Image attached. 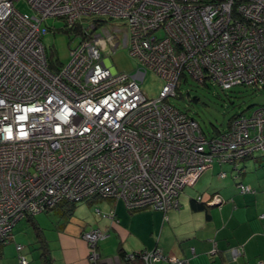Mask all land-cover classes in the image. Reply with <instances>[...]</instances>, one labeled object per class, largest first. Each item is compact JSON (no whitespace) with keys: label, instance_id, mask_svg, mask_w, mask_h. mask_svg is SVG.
I'll list each match as a JSON object with an SVG mask.
<instances>
[{"label":"built area","instance_id":"obj_1","mask_svg":"<svg viewBox=\"0 0 264 264\" xmlns=\"http://www.w3.org/2000/svg\"><path fill=\"white\" fill-rule=\"evenodd\" d=\"M25 1L34 15L0 0V242L24 217L61 202L106 198L166 213L213 163L236 167L264 150V106L207 137L168 101L187 75L224 90L264 86V0ZM49 17L80 36L56 72L42 42ZM101 19L125 24L122 42L118 26ZM120 44L138 63L133 72L109 63ZM148 72L163 81L154 99L140 87ZM196 201L223 203L218 194ZM105 236L96 228L83 233L90 261L119 264L101 260L96 246ZM229 253L233 260L241 254ZM138 255L144 264H189L158 248Z\"/></svg>","mask_w":264,"mask_h":264},{"label":"crops","instance_id":"obj_2","mask_svg":"<svg viewBox=\"0 0 264 264\" xmlns=\"http://www.w3.org/2000/svg\"><path fill=\"white\" fill-rule=\"evenodd\" d=\"M213 165L193 186L180 191L179 207L166 213L153 209L130 211L120 200L100 198L94 199L99 200L98 205L94 200L90 201L93 205H88L95 207L100 216L96 227L75 230L61 224L56 229L51 226L49 231L52 233H45L43 220H38L37 214L32 217V222L26 218L19 222L27 221L32 230L34 243L40 250V264L42 253L46 254L50 264H92L82 235L93 228L106 235L96 246L104 262L115 260L120 251L130 254L158 248L162 254L187 259L189 264H264V222L260 218L264 213V150L241 159L236 167L230 164L231 177L234 175L232 179L236 180H223L229 174L222 170L224 164ZM220 172L225 176L221 177ZM237 182L250 187V191L241 192ZM214 194L222 198L220 206L196 201L197 196L208 198ZM193 201L203 207H193ZM63 205L52 209L58 219H66L72 214ZM110 211H113V217L108 216ZM214 246L215 252L212 253ZM231 248L240 251L237 260L230 256ZM157 264L172 263L161 261Z\"/></svg>","mask_w":264,"mask_h":264},{"label":"rangeland","instance_id":"obj_3","mask_svg":"<svg viewBox=\"0 0 264 264\" xmlns=\"http://www.w3.org/2000/svg\"><path fill=\"white\" fill-rule=\"evenodd\" d=\"M14 5L21 13L34 15L36 12L25 0H14ZM101 20L103 21L102 25L109 29L118 26L120 30L114 34L117 37L116 40L122 42L125 24L121 20L115 22H109L105 19ZM42 26L50 28L42 37L50 63L53 65H65L69 61V48L74 47L80 40V36L76 34L77 29L72 31L70 30L71 28L66 26L64 19L52 17L47 18L42 23ZM109 63L115 70L125 72H133L138 67L135 58L129 54L128 48L122 46V44L114 53H110ZM162 85L163 81L152 72H148L143 82L140 83V87L148 99L156 98ZM176 92V96L169 98V103L192 117L207 137L213 136L216 129L221 131L226 129L229 121L234 116L242 113L250 114L257 107L264 105V90H253L243 86H234L224 90L208 81L204 84L198 83L190 75H187V79L184 77L180 78ZM215 167L218 168L216 165ZM230 169V164L222 165V170L229 173L228 177L223 180H236L232 179L234 175L231 177ZM94 201V204L98 205L99 200ZM102 201L100 200V202ZM92 203L90 201L70 203L72 214L66 218L67 220L58 219L53 210H49L48 213L37 214V219L43 220V225L46 228L45 233H52L51 230L49 231L50 227L53 226L56 229V226L61 224L68 226V229L75 228V230L77 228L82 230L84 227H96L100 216L96 214L95 207H88V205H93ZM63 206L66 207L65 204ZM26 222L22 220L14 225L10 237L4 243L0 264H19L20 256H24L29 263L40 264L38 258L40 253L39 246L34 243L32 230L30 231V227ZM98 243L100 244L101 240ZM16 244L22 245V249L18 252L15 249Z\"/></svg>","mask_w":264,"mask_h":264},{"label":"trees","instance_id":"obj_4","mask_svg":"<svg viewBox=\"0 0 264 264\" xmlns=\"http://www.w3.org/2000/svg\"><path fill=\"white\" fill-rule=\"evenodd\" d=\"M73 29V28H72ZM72 29H70V30H72ZM77 30H78V28H76ZM73 31V30H72ZM45 51H46V56H47V64H48V67H49V69L50 70H52V71H58L59 69H60V67H62L63 65H53V64H51L50 63V61H49V59H48V53H47V50H46V47H45ZM243 87H245V88H248L247 86H243ZM249 88H251V87H249ZM251 89H253V90H260V91H263L264 90V86L263 87H261V88H251ZM177 95V94H176ZM194 100H196V99H194ZM264 105H261V107H263ZM237 116V115H236ZM236 116H234L233 118H231V120L229 121V123H228V127H229V125H230V123H231V121L236 117ZM227 127V128H228ZM226 128V129H227ZM201 129V128H200ZM226 129H224V130H219V129H216L215 130V132H214V135H217V134H219L220 132H223V131H225ZM202 131V130H201ZM202 133H203V131H202ZM204 134V133H203ZM205 135V134H204ZM257 152H259V151H257ZM254 153H256V152H254ZM253 153V154H254ZM252 154V155H253ZM251 156V155H250ZM238 184L239 183H237V187H238ZM239 188V187H238ZM92 200H94V199H90V200H88V201H92ZM63 204H66V206L68 207V211L69 212H72L71 211V209H70V205H68V204H70V202H61V203H59V204H57L54 208H52V209H55L56 207H58V206H61V205H63ZM192 205H193V207H195V208H201V207H203V205L202 204H196L194 201L192 202ZM52 209H50V210H52ZM138 210H140V209H138ZM47 211H49V210H47ZM130 211H136V210H130ZM46 212V211H45ZM32 217L33 216H30V215H28L27 217H26V219H28L30 222H32L33 221V219H32ZM7 240L8 239H6L5 241H3V242H1L0 243V258H1V256H2V249H3V247H4V243L5 242H7ZM40 243H42L41 241H39ZM18 245H21V244H16V251L18 252V251H20L21 249H22V245H21V248L20 249H17V246ZM143 251H139V253H142ZM132 253H134V255H135V258L134 259H127L126 258V256H127V254H125L124 252H122V251H120V253H119V255H118V258H119V261H120V264H144V261L140 258L141 256H139L138 255V252H132ZM22 258H24L25 259V261H26V264H28V261H27V259L24 257V256H20L19 257V264H20V260L22 259ZM41 261H42V264H50V261H49V259L46 257V254L45 253H42L41 254Z\"/></svg>","mask_w":264,"mask_h":264},{"label":"bare ground","instance_id":"obj_5","mask_svg":"<svg viewBox=\"0 0 264 264\" xmlns=\"http://www.w3.org/2000/svg\"><path fill=\"white\" fill-rule=\"evenodd\" d=\"M88 259H89V261L91 260L89 255H88Z\"/></svg>","mask_w":264,"mask_h":264},{"label":"clouds","instance_id":"obj_6","mask_svg":"<svg viewBox=\"0 0 264 264\" xmlns=\"http://www.w3.org/2000/svg\"><path fill=\"white\" fill-rule=\"evenodd\" d=\"M71 203V202H70ZM78 203V202H77ZM19 222V221H18ZM119 259V258H118Z\"/></svg>","mask_w":264,"mask_h":264}]
</instances>
